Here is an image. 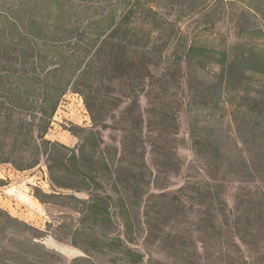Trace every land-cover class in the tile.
I'll use <instances>...</instances> for the list:
<instances>
[{"label": "trees", "instance_id": "trees-1", "mask_svg": "<svg viewBox=\"0 0 264 264\" xmlns=\"http://www.w3.org/2000/svg\"><path fill=\"white\" fill-rule=\"evenodd\" d=\"M163 1L0 0V163L26 170L43 159L51 192L35 190V198L72 206L79 222L65 230L70 244L85 254L115 255L122 264L144 263L142 240L171 242L175 257L189 252V245L181 241L182 226L177 242L178 236L160 225L177 214L188 221L192 213L198 231L214 232L216 244L239 255L242 250L234 239L242 243L246 234H252L247 226L264 221L261 192L262 197L247 196V209L240 215L234 217L228 210L220 184L223 167L250 180L258 172L256 168L252 172L244 159L225 156L210 132L193 135L192 146L208 163L213 183L188 182L172 195L150 189L158 185L145 161L147 153L154 156L155 168L177 172L183 164L175 155L174 134L184 100L177 91L185 65L209 63L218 70L208 81L194 73L193 105H206L235 82L241 87L243 81L254 78L264 81V45L254 40H264V33L253 36L252 29L239 27L242 40L221 49L183 42L179 30L164 16L169 12H161ZM169 1L185 6L189 0ZM233 2L257 12L264 5V0H229ZM171 44L177 48L173 56L167 55ZM67 91L83 97L92 124L68 128L79 138L74 146L45 137ZM141 96L150 105L143 111ZM240 99L241 105L257 101L252 113L250 109L242 112L249 111L245 128L252 133L255 155L264 160V102L249 95ZM186 104L190 105L189 99ZM108 121L120 131L118 146L103 143L100 129ZM148 132L155 135L148 137ZM61 190L86 197L56 193ZM7 233L16 235L10 238L14 244L4 239ZM40 234L0 209V264L44 263L53 255L36 242ZM191 251L198 259L214 257L206 245L202 255L196 247ZM155 263L159 261L148 260V264Z\"/></svg>", "mask_w": 264, "mask_h": 264}, {"label": "rangeland", "instance_id": "rangeland-1", "mask_svg": "<svg viewBox=\"0 0 264 264\" xmlns=\"http://www.w3.org/2000/svg\"><path fill=\"white\" fill-rule=\"evenodd\" d=\"M177 3L171 4V1L164 0L161 4L163 5L161 12H169L167 16L164 15L166 13L163 15L172 22L175 30H179L183 42L193 41L204 46L221 49L227 45H235L242 40L238 31L239 27L252 29L253 32H251H255L254 35L252 34L253 36H258L257 32L264 33V5L263 9L260 7L262 11L257 12L243 3H229V0H189L185 6ZM257 39L254 37L257 44L264 45V40ZM176 49V46L171 44L167 55L173 56ZM183 68L185 71L181 84L183 94H181V90L177 92L178 97L182 95L184 100L177 113V129L175 131L177 133L174 134L176 138L175 155L183 164L177 172L172 169L166 171L162 168H155L154 161H152L154 156L147 153L145 161L153 170V176H155L158 185L157 188L150 186V189L153 192H166L172 195L188 182L213 183L214 180L210 179L211 170L208 163L196 154L192 146L193 135L210 132V136L216 139L218 145L222 147L225 156L244 159L252 172L254 168L258 172L256 173L258 176L254 180H250L251 178L235 172L234 169L229 170L225 166L223 167L222 176L224 178L220 184L223 188L224 201L232 215L238 216L247 209L244 200L248 195L253 198L262 197L260 196L261 192L264 197V160L255 155L254 144L250 141L252 133H249L248 128L247 130L245 128L249 111L245 115L242 112L245 109H250V113H252L257 101H243V105L240 102V96L247 95L264 102V81L254 78L249 83L243 81L241 87L235 82L219 97L210 99L206 105L198 106V104L193 105L190 98L192 93L190 88L194 85V73L197 72V75L208 81L216 76L217 67L207 63L190 68L185 65ZM188 99L190 105L186 104ZM125 104L123 103L119 110L123 109ZM139 105L142 111L150 107L148 101L142 96L139 99ZM113 112L117 117L119 112L117 110ZM51 122V127L45 137L52 141L58 140L67 146H74L79 142V138L73 136L68 130L71 125L87 128L92 126L83 104V97L71 91H67L61 99ZM110 123L111 121H108L107 126L100 129L103 143L104 145L118 146L120 131L112 128ZM146 134L148 137L155 135V133L149 132ZM147 150L149 151V148ZM158 187L161 188L158 189ZM35 190L51 192L47 167L43 159L37 166L26 170H18L8 163H0V209L38 229L42 237L36 239V242L42 249L48 250L53 255L47 257L44 263L36 261L35 264H122L115 255L114 257L111 254L95 251L85 254L81 249L70 244L69 235L65 233V230L67 227L73 228L78 225L79 213L72 206L62 203L39 202L33 194ZM56 193L74 195L79 199L86 197L83 193L71 190H61ZM62 200L60 198V202ZM246 214L249 215L248 212ZM188 217L189 220L185 221V218L177 214L163 223L160 222V225L166 232H171L174 237L179 235L177 230L182 226V232L179 231L180 234H183L181 241L189 245V248L186 247L190 249L189 252H185L181 257H175L171 242L159 243L157 240L146 242L142 240L139 247L144 254L143 264H148V260L159 261L157 264H230L231 261L236 264H264V221L249 224L246 229L248 233L252 231V234H246L242 243L238 239H234L237 244H240L242 250L239 255L227 251L221 243L220 245L216 244L214 232L207 231L203 234L198 231L195 225L196 218L192 216V213H189ZM253 227L259 231H253ZM15 237L16 235L7 233L4 239L10 244H14L10 238ZM178 241H180L179 236L177 237ZM176 244L173 243L174 246ZM203 245L214 252L213 258L204 259L201 256L198 259L192 254V248L196 247L198 253L202 255Z\"/></svg>", "mask_w": 264, "mask_h": 264}]
</instances>
